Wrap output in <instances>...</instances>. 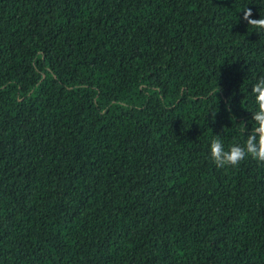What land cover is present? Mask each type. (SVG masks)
<instances>
[{
    "label": "trees",
    "instance_id": "obj_1",
    "mask_svg": "<svg viewBox=\"0 0 264 264\" xmlns=\"http://www.w3.org/2000/svg\"><path fill=\"white\" fill-rule=\"evenodd\" d=\"M257 2L0 0V264H264V164L206 158Z\"/></svg>",
    "mask_w": 264,
    "mask_h": 264
},
{
    "label": "clouds",
    "instance_id": "obj_2",
    "mask_svg": "<svg viewBox=\"0 0 264 264\" xmlns=\"http://www.w3.org/2000/svg\"><path fill=\"white\" fill-rule=\"evenodd\" d=\"M262 4L264 0L254 3L259 7ZM242 7V21L246 24L247 30L251 28L258 34L264 33V15L259 12V18L253 19V11L249 5ZM247 92L249 105L246 113L250 116L239 122L242 126L236 129L237 139L232 143H226L223 136L224 127L221 126V131L215 134L212 131L207 140L206 158L217 168H235L247 159L264 164V75L255 78ZM233 99L234 97L229 95L223 105L228 120L230 118L237 120L233 111Z\"/></svg>",
    "mask_w": 264,
    "mask_h": 264
}]
</instances>
